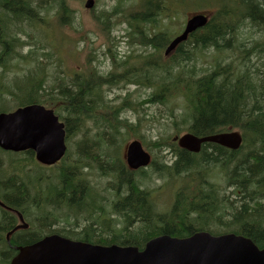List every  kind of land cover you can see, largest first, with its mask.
<instances>
[{"label": "trees", "instance_id": "1", "mask_svg": "<svg viewBox=\"0 0 264 264\" xmlns=\"http://www.w3.org/2000/svg\"><path fill=\"white\" fill-rule=\"evenodd\" d=\"M176 1L183 3L184 0ZM194 1L199 3L197 5L199 7L210 3V0ZM35 2V0H0V66L4 70H8L9 65L6 60L13 58L14 55H19L21 58L27 57V55L19 54L15 48H21L28 43L22 40V36L26 35L21 26L22 22H28L35 27V23L39 21L37 17L41 16L39 12H44L35 5L32 8ZM239 2L245 6L244 12L241 17L239 15L234 17L232 11L235 6L238 7ZM37 4L39 5V2ZM165 10L168 9L163 0H140L139 5L130 4L126 8L119 5L113 13H103L109 17L102 21L105 27L110 17L118 13L120 20L129 21L133 33L136 34L134 38L136 44L140 43L144 47L152 48L153 51L149 53L136 55L148 58L143 60L147 68L144 73L146 81L134 78L142 73L139 68L128 70L123 74L109 72L105 75L98 69L91 68L87 72L75 73L68 80L63 78L64 82L57 86H47L44 71L40 74L31 71L30 75H24L28 81L21 87L18 85L20 95L10 89L8 91L19 100V106L40 103L54 107L65 121L68 136L81 132L84 124L91 119L95 124L116 133H120L121 128H127L130 131L138 130V126L133 125L127 117L121 115L124 111L136 109L147 103L167 105L177 130L174 134H169L165 140L156 141L153 145L174 149L176 159L172 163L162 161L159 164L154 161L152 163L156 167L154 171L163 175L162 177L190 172L192 185L196 181L197 173L198 184L210 187L208 190H201L197 195L193 193L191 199L188 196L183 200L178 197L179 200L175 202L172 214L156 213L152 205L147 202L144 191L136 189L133 179L135 172L129 170L122 159L118 162L115 154H112L113 160L110 155L103 154L97 148H94L97 149V153L92 152L91 149L90 154L85 156L84 145L79 144L77 152L80 154V159L85 158L88 162L95 163L101 173L107 174V171H113L117 178L116 182L111 184L128 185L129 193L115 203L116 208L120 207L121 219L123 218L126 223L122 230L115 231L117 228L114 227L115 233L112 231L111 234L100 230L104 234L101 236L98 234L99 231L96 232L94 228L85 226L88 219L81 217L76 229L72 230L73 236L95 244L133 245L142 250L149 240L162 234L184 237L199 229L209 230L211 223L209 220L213 219L221 226L231 229L232 232L251 238L259 247L264 248V223H262L264 221V43L257 42L254 45V55L249 59L250 62L253 60L254 67L251 64L248 66L242 63L244 55L247 57V54L249 58V51L236 47L239 39L237 31L242 30L240 28L242 24L239 22L244 23L248 20L258 24L260 29H264V0H227L216 9L211 20L202 30L192 34V39L188 40L189 43L187 41L180 44L169 62L160 61L164 58L163 50L167 46L166 34L160 32L149 36L139 25V22H154L155 18ZM56 13L60 26L69 25L74 17V9L69 5L68 0H59ZM14 22L17 24L15 23V30H12L10 23ZM231 25L239 29H234ZM105 27H103L104 30ZM230 33H236V35L233 34L232 44L231 38H227ZM32 39L34 40L35 37ZM186 43L190 45L188 49L185 48ZM193 46L198 49V52L208 47L215 48L218 52L237 48L234 51L241 56L239 62L242 65L235 67L233 61H216L211 67L205 66L204 63L199 65V55L192 54ZM109 52L112 68L116 69V66L129 63V57L122 59L112 52L111 48ZM129 73L130 76H127ZM37 75H41L42 78L39 77L38 83L33 84ZM121 78L139 84H148V81H151L154 91L150 96L136 103L125 99L120 104H116L112 99L105 98L101 87L115 86ZM0 82H3L1 77ZM230 128L240 129L244 136V143L237 151H231L215 143H206L201 152L195 154L180 149L173 140L183 131L203 136ZM76 163L65 166L60 171L59 185L63 184V189L49 192L46 198L51 199L57 195L59 199L67 200L73 210L91 213L95 210L98 201L95 194L87 190L84 183L79 182L80 163ZM216 167L226 174L228 178L226 183L230 185L229 188L236 189L227 194L229 198L234 194L235 200L231 206L233 211L229 210L228 213V216L233 215V218L228 217L225 221L219 219L220 213L223 212L220 211V205L216 203L219 200L220 186L217 187L218 184L212 180L211 175L207 174L209 178L207 180L206 175L203 174L207 171L206 169ZM13 180V175L0 180V185L8 188V195H10L8 201L11 204H18L29 199L26 183L18 179L19 185H17ZM37 183L33 182V184ZM198 198H200L199 202ZM209 206L211 211L204 212L208 216L205 221L197 215L188 216V213H195ZM8 222L12 223L13 219L9 217ZM98 226L101 225L98 224ZM9 231L5 234V241H1L9 246V250H12L14 246L33 242L32 236L37 234V230L31 233H18L8 240ZM17 252L18 249L9 255L1 254L0 261L3 264H10Z\"/></svg>", "mask_w": 264, "mask_h": 264}, {"label": "rangeland", "instance_id": "2", "mask_svg": "<svg viewBox=\"0 0 264 264\" xmlns=\"http://www.w3.org/2000/svg\"><path fill=\"white\" fill-rule=\"evenodd\" d=\"M35 1V3L39 2L40 11L43 9L44 12H39L41 16L37 17L39 21L35 23V27L31 26L28 22H22L21 26L26 32V35L22 36V40H26L28 43L21 48H15L19 54L27 55V57L21 58L19 55H14L13 58L6 60V62L9 63L8 70H4L0 66V77L3 78V82H0V105H5L13 109L16 108L19 100L13 97L8 89L20 95L21 92L18 85L21 87L28 81V79L24 78V75H30L31 71L35 70L37 74L44 71L46 74V85L57 86L62 83V81L64 82L63 78L68 80L69 76L79 73L89 66L88 59H90V65L95 66L100 72L106 74L110 71L111 61L108 50L109 47L112 49V52H115L122 59L130 54L135 55L142 51L147 53L151 52V48L149 47L132 43L131 34H129L131 30L130 27L126 22H117L115 16H111L108 25L105 27L102 21L109 17L103 14V12H113L115 7L119 4V0H96L94 8L90 10L84 7L86 0H71L70 6L74 9V17L71 23L65 26H60L57 20L56 12L58 11L59 0ZM136 2L138 3L140 0H136ZM225 2L212 1L199 9L197 5H193V1L179 3L176 0H167V6L170 10L178 14L176 16L173 12L170 14H162L158 17V27L155 30H153V28L150 29L148 33L152 35L154 32L165 31L167 37L169 36V38H172L173 36H170V34L179 33L182 23L184 22L185 24L186 19L193 13L203 11L207 14H211L217 6L223 5ZM244 7V4L239 2L238 7L235 6L234 11H232L234 17L238 15L241 17L244 12ZM36 12H38V10ZM99 21L102 26L105 27L106 32L101 30ZM15 23L16 22L10 23V28L12 30H15L17 24ZM239 24H242L240 26L242 30L237 26H231L234 29L240 30L237 31L239 38L238 43H240L238 48L245 47L244 49L248 50L250 53L249 58L247 54V57L244 55L242 63L243 65L250 66L249 59L254 55V45L258 41H264V31L260 30L258 24H254L248 20L244 23L239 22ZM233 34L234 33H230L227 35V38H231V44L234 39ZM31 37H35V39L33 40ZM187 47H189V45L185 48ZM208 48L201 49L202 51L199 52L194 46L191 48L192 54L199 55V65L204 63L205 66L211 67L216 61L226 62L227 56H234V50L237 49L234 48L233 50H228L227 52L221 51V53H219L214 48ZM44 53H50V55H43ZM196 62L198 64V61ZM242 63L236 62L234 65L236 67L242 65ZM39 77L42 78L41 75H37L33 84L38 83ZM19 78L21 79L19 80ZM152 92V87L127 82H120L118 85L112 87L105 86L103 88L105 98L112 99L116 104H120L125 99L136 103L150 96ZM178 100H181V98H178ZM122 116L127 117L130 123L138 126V130H134L137 131L135 134H131V132L134 131L125 128H122L120 133H116L104 129L90 120L87 124H84L83 131L78 135L68 137V143L70 144V161L68 165L73 161L77 162L76 164L84 162L88 165L89 162L87 160L81 158L80 161H78V157L75 155L77 142L80 141L82 137L102 143H112L110 147L106 144H102L99 150L103 154L110 155L113 160L114 157L112 154H115V158L118 162L122 159L125 146H127L130 141L137 138L142 139L145 148L152 153L156 162L160 163L162 161H167L166 163H168L171 160H175L176 151L171 148L166 149V147L153 145L156 141L165 140L169 134H174L177 130V127L173 124L174 119L171 117L169 106L161 103H158V105L147 103L136 107V109L124 111ZM181 133H184V131ZM85 145H87V147ZM91 147H93L91 143H84L86 153L90 154L91 149L92 152L97 153V149ZM0 158L4 163L0 165V180L5 179L6 176L9 178V176L13 175V181L19 185V180L23 179L22 181L26 183L27 189L28 185L32 186L34 181L37 183L36 175L33 172L34 166L27 165L22 172L16 169L22 164L21 161L17 162L16 160L24 159L27 161L28 157L26 154L10 157L3 156L0 152ZM88 167L90 170L86 171L87 177L84 176L86 182L93 185L102 183L103 185H110L112 183L114 177L113 171H107V174H104L100 172L97 165V169L89 165ZM154 167L155 164L148 167L146 171L133 175L135 187L136 189L148 192L147 202L152 205L156 213L167 214L172 212L173 204L177 201L174 196L175 191L179 190L182 185H184L183 181L190 176H188V172H184L179 178L162 177L163 175L161 176L154 171L156 168ZM49 174L50 173H46V176ZM209 175H211L212 180L220 186V193L218 195L219 200L216 201V203L218 206L220 205V211L223 213H220L221 216L219 219L225 221L228 220V217L233 218V215L228 216V213L229 210L233 211L231 206L233 200H235V195L233 194V197L229 198L227 194L231 193V190L233 192L234 187H231V189L228 186L225 187L227 184L226 176L219 168H214L212 174ZM46 184L58 185L60 183H58V181L49 182L47 180ZM205 190L208 189L205 188ZM150 191L151 195L149 196ZM125 192L126 191H124L123 194H125ZM108 194L109 192L106 195ZM186 196L191 199L193 193L181 194L179 198L183 200ZM199 200L200 198H198V202ZM224 208H226V210ZM207 209L203 208L195 213H188V216L197 215L205 221L208 216L204 212L211 211V207L209 206ZM7 216L14 219L17 218L11 211L7 213ZM262 223H264V221ZM125 224L122 218L120 224L122 229ZM209 226H211L213 230L227 229V227L221 226L218 221H212ZM10 232H13L12 229ZM0 264L3 263L0 261Z\"/></svg>", "mask_w": 264, "mask_h": 264}, {"label": "water", "instance_id": "3", "mask_svg": "<svg viewBox=\"0 0 264 264\" xmlns=\"http://www.w3.org/2000/svg\"><path fill=\"white\" fill-rule=\"evenodd\" d=\"M93 5L94 0L86 3L87 7ZM207 22L205 14L194 15L166 52L172 51ZM65 136V123L53 109L42 104H29L0 113V146L15 151L33 149L41 163L52 164L64 156ZM176 139L181 148L198 153L208 142L238 150L243 135L238 130L205 136L186 133ZM125 157L131 169L151 162V155L140 140L128 145ZM10 264H264V249H259L250 238L235 234L214 236L205 231L188 237L163 234L150 240L143 251L135 246H102L52 235L18 247V254Z\"/></svg>", "mask_w": 264, "mask_h": 264}, {"label": "flooded vegetation", "instance_id": "4", "mask_svg": "<svg viewBox=\"0 0 264 264\" xmlns=\"http://www.w3.org/2000/svg\"><path fill=\"white\" fill-rule=\"evenodd\" d=\"M250 64L253 65V60H251ZM253 67H254V65H253ZM84 154L86 156H88V153H84ZM75 163L76 162L73 161L70 165H74ZM57 165H55V166H57ZM88 165L90 167L97 169L95 163H93V162H89ZM88 165L85 164L84 162L79 164L78 170H79L80 179H78V180H79V182H82L86 185L87 190H90L91 192H93L95 194L96 199L98 201V204L95 207V210H93L91 213L73 210L67 200L59 199V197L57 195H55V197L51 198V199L46 198L47 194L49 192H53V190H59V191L62 190L63 184L62 185H40V186L35 187V193L36 194H35V200L33 202L38 207V220H40L42 218V216L46 217V219L43 221V225H44L45 229H47L49 231L56 232V233L67 232L71 229H76V226H77L78 222L80 221L81 217H84V218L88 217L87 218L88 221H87V224L85 223V226L87 225L88 227L94 228L96 230V232L98 230L99 231L98 233L102 236V235H104L103 234L104 231L106 234L107 233L111 234L112 231L114 232V230H113L114 227L119 226L121 224V217L122 216H121L120 209H119L120 207L117 208V210L114 209V211H112L111 209H108V211H106V207H107V205H110L112 200L116 199V200L120 201L122 198L127 196L129 193L128 185L119 186L116 183L110 184V185H108V189L112 192V195L106 196L105 195V189L106 188L104 185H100V184H97V185L94 184L93 185V184L86 182V180L84 179V176L87 177L86 171L90 170ZM55 166L44 167V166L40 165V168L46 169L49 172ZM113 176L114 177H113L112 182H114L115 179L117 178V175L115 176L114 173H113ZM22 182H24V181H22ZM7 190H8V188L5 185H0V200H2L7 206H9L11 208H21L29 202V199H27V200H23L22 202H19L18 204H14V203L11 204L8 201V197H10V195H8ZM124 191H126L125 194H123ZM144 193H145L146 199H147L148 192L144 190ZM110 198H112L111 201H110ZM62 208L63 209L68 208L67 214L65 216L59 217V218L54 217L55 212L62 209ZM7 213H10V211L7 208L0 205V255L2 254L3 256H5V254L9 255L11 252L16 251L18 249V247L23 246V245H19L18 247L14 246L12 250H9V246L8 245L6 246L3 242H1V241H5V234L9 230H11L13 227V223L8 222ZM76 213H77V216H76ZM107 215L112 216V217L107 219L108 218ZM52 218H55V219H52ZM3 221H5L6 223H2ZM95 222H96V224H95ZM98 224H100L101 226H98ZM106 224H107V227H106ZM109 225H110V227H109ZM100 230L103 231V233H101ZM106 230H108V231H106ZM19 232H21V231H19ZM43 233H44V231H39V232H37V234H34V236H32V241L38 240L41 237V235H43ZM87 233L89 235H91L88 231H87ZM8 255H6V256H8Z\"/></svg>", "mask_w": 264, "mask_h": 264}, {"label": "bare ground", "instance_id": "5", "mask_svg": "<svg viewBox=\"0 0 264 264\" xmlns=\"http://www.w3.org/2000/svg\"><path fill=\"white\" fill-rule=\"evenodd\" d=\"M24 1V0H23ZM13 2V1H12ZM30 3V2H29ZM20 4V3H19ZM16 5V4H15ZM27 6V5H26ZM33 8V7H32ZM32 13V12H31ZM40 15V14H39ZM40 17V16H39ZM4 18V17H3ZM218 27V26H217ZM223 27V26H222ZM143 30V29H142ZM23 31V30H22ZM25 33V32H24ZM23 34V33H22ZM30 36V35H29ZM15 37V36H14ZM32 38V37H31ZM14 39V38H13ZM19 40V39H18ZM15 43V42H14ZM15 45V44H14ZM192 45V44H191ZM245 48V47H244ZM215 49V48H214ZM228 50V49H227ZM194 53V52H193ZM196 53V52H195ZM220 53V52H219ZM258 53V52H257ZM159 60V59H158ZM148 61V60H147ZM148 63V62H147ZM253 66V65H252ZM261 66V65H260ZM42 72V71H41ZM230 72V71H229ZM243 72V71H242ZM256 75V74H255ZM244 77V76H243ZM231 79V78H230ZM237 80V79H236ZM261 122V121H260ZM251 142V141H250ZM174 150V149H173ZM91 151V150H90ZM92 154V153H91ZM96 154V153H95ZM94 155V154H93ZM103 155V154H102ZM109 158V156H108ZM163 158V157H162ZM110 159V158H109ZM114 162V161H113ZM167 162V161H166ZM107 163V162H106ZM113 164V163H112ZM160 164V163H159ZM106 165V164H105ZM106 169V168H105ZM114 169V168H113ZM115 170V169H114ZM76 171V170H75ZM119 171V170H117ZM81 172V171H80ZM2 174V173H1ZM78 175V174H77ZM75 176V175H74ZM75 178V177H74ZM85 181V180H84ZM140 183V182H139ZM141 184V183H140ZM140 186V185H139ZM81 187V186H80ZM86 187V186H85ZM208 189V188H207ZM217 193V192H216ZM233 194V193H232ZM51 196V195H50ZM85 196V195H84ZM257 196V195H256ZM179 197V196H178ZM95 199V198H94ZM102 200V199H101ZM179 200V198L177 199ZM260 200V199H259ZM186 201V200H185ZM22 202V201H21ZM96 202V201H95ZM189 202V201H188ZM73 204V203H72ZM24 205V204H23ZM264 205V204H263ZM99 208V207H98ZM76 216H77V213H76ZM264 216V215H263ZM88 218V217H87ZM49 220V219H48ZM49 222V221H48ZM98 222V221H97ZM74 223V222H73ZM96 224V222H95ZM112 226V225H111ZM106 227H107V224H106ZM110 227V225H109ZM98 229V228H97ZM113 229V228H112ZM104 230V229H103ZM185 230V229H184ZM98 231V230H97ZM108 231V230H106ZM141 231V230H140ZM103 232V231H102ZM105 232V231H104ZM99 234V233H98ZM108 234V233H107ZM11 263V262H10Z\"/></svg>", "mask_w": 264, "mask_h": 264}]
</instances>
